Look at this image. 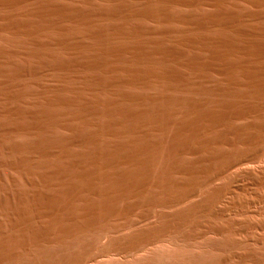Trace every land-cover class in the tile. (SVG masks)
Instances as JSON below:
<instances>
[{"label": "rangeland", "instance_id": "1", "mask_svg": "<svg viewBox=\"0 0 264 264\" xmlns=\"http://www.w3.org/2000/svg\"><path fill=\"white\" fill-rule=\"evenodd\" d=\"M66 1L67 0H65V2ZM89 1L90 0H87V1L86 0H68V2H66V4H69V3H72L73 2V3H76V4H81L82 5V4L86 3V2L89 3ZM132 1L131 0H127L128 5L131 4ZM229 1H231V2H228V5L231 8H234L236 6V7H240L241 9L243 8V10L245 12H248V10H249V12H248V13H250L249 18L251 19L250 20L248 18L247 20H243V21H240V22H235V23L233 22V23H231V24H233L232 25L233 27H235L236 25H237V27L239 26V28H243L244 27V28H248V29H253L254 27H255L254 29H258V28L260 29V28H263L264 27V21H261V20H264V18H260V17L254 16V14H257L258 15V13L264 12V10H263L264 7L261 6V5L264 6V3H263L264 1L263 0H255L256 2L254 0H249V1L248 0H242V2H241V0H234V1L233 0H229ZM239 1H240V3H239ZM250 1L252 3H250ZM253 2H255V3H253ZM133 3H134V1H133ZM243 3H245V4H243ZM132 4L130 6H132ZM237 4H238V6H237ZM240 4H242V5H240ZM257 4H259V6H257ZM112 5L114 7H116L117 9L114 8ZM119 5L121 6V4H119L115 0L113 3H111V5H110L111 7L109 6L110 11L112 13L116 12L118 10V8L120 7ZM245 5L247 6L246 8L244 7ZM248 5H249V7H248ZM180 6H182V5H180ZM185 6L186 5H183L181 8L178 6L179 8H176L175 11L177 10L176 12H179L181 15L182 14L184 15L185 12H187V11L189 13L193 11V10L186 9L189 6H186V7ZM209 6L212 8V10H214V8H215L214 7V4H213V6L212 5H204V6H200L199 7L197 13L198 12L199 13H206V14L213 13V11L210 10V9H209V13H208V8H210ZM250 6H253V8L251 7V9H250ZM202 7H203V9L204 8L205 9L203 10ZM112 8L115 9V10L113 11ZM189 8H191V7H189ZM206 8H207V10H206ZM255 8L256 9H259V11L258 10H255ZM128 9H129V7H128ZM252 10H254V12ZM214 12H215V10H214ZM194 21H196V20H194ZM249 21H251V22L249 23ZM108 22H109V24H108ZM108 22L107 23H106V21H103L101 23L98 22L99 23V27H101L100 29H102V28L105 29L106 28L105 26H109V25H111V27L117 25V23H116V21L114 19L113 20H110ZM113 22H115V23H113ZM133 23H135V22L133 21ZM245 23H246V25H244ZM104 24H105V26H104ZM183 24L180 23V25H179L178 28L181 29V30L184 29V28H186V27H188V26L190 28H192L190 25L187 24V22L184 25ZM247 24H250L249 27H248ZM252 24H254V25H252ZM260 24H262V26ZM181 25H183V27ZM256 25L258 27H256ZM88 26H93V24L92 25L90 24ZM88 26L86 27V29L88 28L86 31H88L90 29L93 30V28H91V27L89 28ZM189 27L186 28V29L187 30H190ZM254 40H256V39L254 38ZM263 40H264L263 38L262 39L261 38H258V42H260V44L258 42L253 41V43L255 42V44L256 43L258 44V45L256 44V48H254V49H250L248 46H245L244 45V48L245 49L242 48L241 51L243 50L244 53H246L248 51L246 53V57L244 56L245 54L243 52L239 51L240 54H239V52H236L232 56H229L231 58H228L227 60L224 59L225 61L223 60V62H222L224 65L222 63L221 64L220 63H214V65L210 66V69L207 72L204 73V74H207L205 76L203 75V72H197V71H195V73H193V75L195 77L192 75L193 76L192 78L193 79L196 78L194 80L196 82V85L199 86V88L201 90H203V91L204 90L212 91V93L211 92L209 93L210 95L208 94L209 95L208 97L211 96L212 98L210 97V100H209V98L208 99L206 98L207 96H204L203 99H202V97H199V99L198 98H195V101L194 102H196V99H198V100L195 103L194 107H191V109H190V107L188 109L186 108L187 111L190 110V112L191 111L192 112L188 114V112H186V110L184 109L185 110L184 113L185 114L187 113L186 114L187 117H186V115L183 112L182 113H179L177 117L176 116L173 117L174 115H172V114H175V113L172 111V109L169 110L170 113H172L171 114L172 116L169 117L170 116L169 111L164 113V110L165 109L159 107V105L156 106V104H158V103L155 104V101L153 99H152V102L150 101V103H149V101H147L148 102L147 103L146 100H145V103H144V100H142L143 98L140 99V97L139 98L137 97L139 100L136 98V100L139 101L138 104H137V102H135L136 100L133 99V98H131V101H130V99L129 100L126 99V101L124 99V102L126 104L123 103V101L120 102L122 99L119 100V98H117L118 95L121 98V96H122L121 93L122 92H123V94L126 93L125 91H128V92L131 93V90L129 91L127 89H124V88H122V86H118L117 87V85L114 84V86L112 85L107 90H104V88H103V90H104L103 91L102 88H101L102 87L101 86V81L102 80L99 79V78H102V74H101L102 71L98 67H95L94 70L93 69H90L88 71L87 76L89 75L88 77H91V78H88L87 77V81L88 82L90 81V82L88 83L86 81V85L84 83H80V81H77L76 82L74 80L75 83L72 82V84L74 83L73 84V87L74 88H73V90H71L72 91V92H70L71 94L70 93H63V94L56 93L55 94L56 91H54V92L52 91L51 94L44 95L41 98H38V99H35V100H34V98H31L32 100L29 99V101L31 103L30 102H27L25 104H24V102L18 104L19 102L17 100L14 101V99L11 98V97H10V99H8V95L6 97L4 95H2L3 98L2 97L0 98V106H1L0 107V111H1L0 112V147H1V149H0L1 150V152H0V160L1 161L0 162H1V165H2L3 164L2 162H4L5 160H7V161L9 160V162L12 161L13 165L8 166V163L5 161L4 164H6V165L5 166L2 165V168L0 167V264H69V263L70 264H74L78 260H80L81 258H83V256L85 255V252L87 253V251H89L88 248H91L92 244H94L96 242H99V246L101 247V245L102 244L105 245L106 242L109 244L110 238L113 239V240L117 239V241H118L121 237L130 236V235H132V233H135L136 234L138 231H140V232L141 231H144L146 228L151 229V228H153V226H156V225L157 226L158 225H163L162 223H165V222H166V224L169 223V225H170L171 223H174L175 222V219L174 218H176V223L175 224L177 225L178 224L177 221H179L178 216H181V215H184V214H187V213H191L192 211H194L193 210V209H195V208H193L194 205L196 207V204H194V203L201 202V205L202 204L205 205L206 204L205 202H207V199L209 200L210 197H213L215 195V193L217 192L215 190H219L218 191V193H219V192L222 191V189L224 190L225 187H229V186H231V188L229 187L230 190L224 191L223 192L224 193V196L221 193V200L218 203V207H219L218 210L219 211L221 210L220 212H224V213H220L217 210H214V212H213L214 214L211 212L212 216H210V212L203 213V214H206V215H203L201 213L200 214L201 216H200L198 214L199 213L198 212L195 215L198 214L199 217L198 216L195 217L193 222H190L188 224H181V225L177 226L176 228H174L173 231H172L173 234L171 235V238L172 239L170 237H168V240L169 241H167V243H160V244L159 243H157V244L152 243V244L147 245L148 246V247H146L147 249L145 248V249H143L144 251L141 250V251H139L137 253L134 252L133 250H131V248L128 249L127 247L126 248H121V249L119 248V251L114 250V251H111V252L106 253V254L102 253V251H100V249L93 248L90 251H92L93 254L96 255V256L93 259V261H91L92 263H90V264H143V263H146V262H149L150 260H152V258H154V256L156 257L155 259H158V260H155L156 262L154 260H152V263H150L151 262L150 261L149 263H146V264H156V263L157 264H196V263L197 264H264V258H263L264 257V180H263V182H258L257 181V178L258 177H261L262 174H263V172H264V170H263V168H264V153H263V155H262V153L261 154H258V153H256L255 149H253L254 147L253 146H250L252 143L254 144L253 136L255 135V132H256L255 129H256L257 125L264 120V110H261V111L259 110V111H255V112H248V113L243 114V115L231 116L230 118H228V115L226 117V115L224 114V112L227 113L229 107H232V105L228 106L230 103H233V102H231L233 100H230V98H231L230 94L231 93L237 94V92H238V96L240 97V98L238 97L235 100V105H236L235 107L236 108H238L239 110H243V111L247 110V108L249 106H250V108H248L249 110L253 108L254 105H252V104H253L254 99L253 98H250V96L248 98L247 95H249V93H248L249 88L252 87V86L255 87L256 85H258L260 83L261 79H262L261 75H259L258 72L261 71L260 74L264 72V67L261 66V65H264L263 64L264 63V52H263V50H264V41ZM96 48H97V46H96ZM257 49H259L263 55H260L261 53ZM250 52H253V53H251L249 55ZM236 54H237V56H236ZM258 54H259V57L257 56ZM241 55H242V57H241ZM247 56H248V58H247ZM237 57H241V58H237ZM253 58H255L257 60V62ZM259 58L260 59L263 58L262 59L263 61H261ZM233 59L235 60V62H237L239 60L238 62H241V65H243L242 66L241 73H239L240 75L237 74V73H235V72H233L234 70L229 69V68H227L225 66L227 63H232L233 64V62H234ZM241 60H243V61H241ZM251 60L252 61H255V62H252ZM259 61H261V62H259ZM246 63H247V65H246ZM248 63H251L252 65H250V67H249ZM259 63H260V68H259ZM251 66L252 67L254 66L253 67L254 69ZM255 69H257V70L255 71ZM91 70H92V72H91ZM183 71L186 72V73L188 72L187 69H185ZM93 72H95L94 74L96 76L93 75ZM225 72H226V75H225ZM90 73H92L91 74L92 76H90ZM200 73H202V74H200ZM197 74H199V76ZM241 74L243 76H241ZM248 74L250 75V77L248 76ZM202 75H203V78H201ZM233 75H235V76H233ZM245 76H247L249 79L247 77H245ZM253 76L256 79L253 78ZM257 76L261 77V79L260 78H259L260 80L257 79ZM93 77H94L95 80L93 79ZM227 77H229L230 79L229 78L227 79ZM97 79H99V80H97ZM198 79L201 82H198ZM202 79H203V81H205V79H206V81L203 82ZM209 79H210V81H209ZM58 80H59L60 83L58 82ZM96 80H97V82L100 81V80L101 81L98 82V83H96ZM221 80H222V82H226L225 83V86L226 87L228 86L227 88L225 87L226 89L224 88V83H222ZM229 80L230 81H233V82L231 84L230 83L228 84L227 82H229ZM93 81H95V82H93ZM258 81H259V83H258ZM45 82H46V85H49L50 87L52 86L53 88H56V90H57V87H61L62 85L65 84V81H63L62 78H60V77H58L57 79L56 78H51V79L48 78V80L46 79ZM217 82H219V83H217ZM198 83H199V85H198ZM202 83H203V86H206L205 88L201 86ZM77 84L78 85L80 84V85L77 86ZM214 84H216V85L218 84V86H216ZM239 84H240V87H242V88H240V89H242L241 92L239 91L240 90L239 89ZM242 84H244V85H242ZM215 86H216V88L219 87V89L217 88V90H216ZM116 87H117V90H116ZM75 89L78 90L79 92H77ZM228 89L229 90H233L234 89V91H228ZM245 89H247V90H245ZM223 90H226L225 92L228 93V95L226 94L227 96L225 95V92H223ZM74 91H76V92H74ZM203 91H201V92L204 93ZM104 92L107 93V94H105ZM79 93H80V95H78ZM151 94H152V96L154 98V95L153 94H155V93L152 92ZM222 94L224 96H226V97H224ZM77 95H78V98L75 97ZM124 95H127V94H124ZM215 95H217V96H215ZM100 96L102 98H103V96H104V98L106 97L105 98L106 100L104 98L102 100V98ZM115 96H117L116 97L117 102H113V101H116ZM148 96L146 95V97H148ZM52 97H53V99H52ZM2 99H4V100H2ZM58 99H61L60 101H62V100L63 101L62 102L59 101V103H58ZM201 99L204 100V101H202ZM212 99L214 101H212ZM251 99H253V100L252 101H249ZM104 100L107 101V102L109 101V104L110 105L109 104L106 105V103H105ZM199 100L202 101V102L200 101L201 104H199ZM131 102H133V103H131ZM140 102H143V103H140ZM245 102H246V104H245ZM236 103L237 104H241V105H239V107H238V105ZM4 104H6V105H4ZM100 104H103V105H101V109L98 110L100 108V106H99ZM104 104L107 106V107L105 106V108H107L109 110H112V115H110L111 117L109 116L110 119H108V117L103 113ZM144 104H147V105H145L146 107L144 106ZM196 104H197V106H196ZM205 104H206V108L207 109L205 107H202V106H205ZM120 105H121V107H120ZM131 105H134L133 108H132ZM137 105H138V107H139V105H141V107L138 108ZM199 105H200V107H199ZM109 106H111V107H109ZM246 106H248V107L246 108ZM21 107H22V110H21ZM157 107H159V108H157ZM153 108L160 109V111L159 110H156V112H154L155 109H153ZM193 108H195V109H193ZM236 108H235V110H236ZM136 109H138V110H136ZM198 109H199L198 112L201 111V114L198 113L199 115L197 116V112L196 111ZM205 109H206L207 112L206 111H202V110H205ZM115 110H116V112H119V113L124 112V114H125V112L128 114V111H129L130 112V114L128 116L129 119H128V117H126L127 116V114H126L125 115V118H126L125 121L119 123L120 122V119H118L119 121H116V119H114L115 117H113V116H115V112L113 114V111H115ZM147 110L148 111L151 110L149 112L152 115ZM184 110H182V111H184ZM225 110H227V111H225ZM165 111H167V110H165ZM217 111L218 112H221L222 115H221V113L219 114ZM2 112L4 114H6V115L2 114ZM40 112H42V113H40ZM193 112H195V114ZM215 112H217V113L214 114ZM166 113H167V115H166ZM66 114H67V116H66ZM91 114H93V115H91ZM131 114H133V115H131ZM191 114H192V116H191ZM223 114H224L225 117L223 116ZM247 114H248V117H247ZM57 115H60V118L59 119L57 118ZM130 115H131V117H130ZM161 115H163V116L161 117ZM165 115L167 117V120L164 117ZM180 115L183 118L184 117H186V118L183 119ZM209 115H211V116H209ZM219 115L223 116V117L220 116V118L222 120H220L218 118ZM133 116H134V119L135 118L136 119L135 120H130V118L133 119L132 118ZM150 116H152V117H150ZM155 116H157L156 117L157 120H156V118H154ZM190 116L193 117V118H191ZM259 116H260L261 119L259 118ZM208 117H210L209 118L210 120L208 119ZM35 118H36V120H35ZM150 118H152V119H150ZM162 118H163V121H162ZM176 118L177 119L179 118V119L177 121H175ZM225 118H228L229 120L228 119L225 120ZM31 119H32V121H31ZM181 119H183L182 121H185L186 122V125H185V122H182L181 121ZM256 119L257 120L259 119L258 120L259 122ZM38 120H39V122H38ZM58 120L60 121V126H61L60 132L61 133L59 131H57V130H54L55 128L57 129L58 127H60V126H58L59 125ZM137 120L141 123V125H140V123L137 122ZM159 120L162 121V125L165 123L163 125L164 128L163 127H160L162 125L159 126V123H158ZM170 120L171 121L174 120V121L171 122ZM62 121L64 123H62ZM142 121H144L145 123H142ZM151 121L154 124L157 121L156 122L157 125L156 124L155 125L153 124L154 125V127H153ZM164 121H166V122H164ZM178 121H180L179 122L180 124H184L183 125V128H181L182 125H180L178 123ZM210 121H211V123H210ZM96 122H99V123H96ZM114 122H115V124H114ZM135 122H136V124H138L139 127L135 124ZM146 122H147V124H146ZM169 122L175 124L176 127H174L173 124H169ZM190 123H193L195 129H193V125L190 124ZM254 123H255V125H254ZM88 124H89V126H88ZM105 124H107L108 126H106ZM187 124H189L188 127H187ZM205 124H207V125H205ZM102 125H103V127H106V130H105V128L103 129ZM223 125H224V127H223ZM31 126H33V127H31ZM44 126H46V127H44ZM50 126H51V128H50ZM79 126H80L81 129L79 128ZM148 126H149L150 131H149V129H147ZM230 126H232L231 127L232 129L230 128ZM250 126H252V127H250ZM118 127H119V129H118ZM158 127H159V129H158ZM173 127L174 128H177V130H175ZM203 127H205L207 129V132L206 133H205L206 129L203 128ZM219 127H221V130H220ZM20 128H22V129L25 128L24 130H27L26 132L29 134V136L31 135L30 136L31 138H29V136H27L28 134H26V133L25 134L24 133L22 134L20 132L18 133L17 131ZM49 128H50V130H48ZM86 128H88V129H86ZM100 128L103 129V131H104V134H102V135H100V133H99L100 132V130H99ZM185 128H187V129H185ZM188 128H189V130H188ZM201 128H202L203 131L201 130ZM248 128H249V131L250 132L248 131ZM12 129H13V131H10ZM42 129H44V130H42ZM64 129H66V130H64ZM137 129H139V130L137 131ZM155 129H158V130H155ZM171 129H172V132H174V130H175L176 132L179 133V134H177L178 137L175 136L176 135V132H174L175 135H172L173 133H171ZM179 129L180 130H185L184 132L183 131L181 132V136H179L180 135V132H179L180 130ZM227 129H228V131H227ZM153 130H155V131H153ZM253 130H255V132ZM36 131H37V133L39 135L36 133ZM51 131H52V133L54 132V134H56V135L58 133L57 137H59L60 139H62L61 140L62 141L61 143H59V144H50V143H48L49 145L47 144V141H46L45 138H47V137L51 138L50 136L47 135ZM89 131L92 132L93 134L91 133L92 134L91 135ZM125 131H127V132H125ZM140 132H142V134ZM147 132L148 133L151 132V133L148 134ZM162 132H164V133H162ZM167 132H168V134H166ZM202 132L205 133V134H203V135H205L203 138L208 139V140H205V139L203 140V138L200 137L201 136L200 134H202ZM235 132H236V134H235ZM124 133L126 135H123ZM160 133L163 134L164 138H161ZM252 133H254V135ZM45 134L47 136H43ZM86 134H88V136H86ZM96 134L97 135H100L101 137L100 136H97ZM164 134H166V135H164ZM129 135H131L133 137H130ZM241 135H242V138H241ZM38 136H39V138H38ZM42 136L44 138H42ZM103 136H105V137L103 138ZM126 136L128 138H130L129 140H131L130 141L131 142V145L129 144L130 142L127 141L128 139L126 138ZM196 136L197 137H200L198 139H200L201 142L199 140H197V138H195ZM79 137H81V138H79ZM107 137H108V139H107ZM116 137H118V138L116 139ZM166 137L168 139H165ZM238 137H239V139H238ZM250 137H251V139L249 140ZM49 138H47V140ZM88 138H90L92 142L91 141H88ZM102 138L104 139V141H102L103 140ZM174 138H176L177 140L174 139ZM178 138H180V139H178ZM194 138H195V140L197 142L193 141ZM214 138H216V139L219 138L218 139L219 142H217L218 144L215 143V141H217L216 139H215V141L214 140H211V139H214ZM246 138H247V140H246ZM6 139L7 140H10L11 139L9 142H12V139H13V142L12 143L18 142V143H16V145L18 147L20 146V148H22L23 146L26 147V148L28 146H30L31 150L28 147L29 152L27 151L28 153H26V156L28 157V159L26 160L27 162L24 161L25 163L22 165L23 168L25 167L24 169H22L21 167L17 166L18 165V161H23V159H22L23 154L21 156V152H20V153H18V155L17 154L16 155H13V154H10L11 152H8L6 148H3V145H5L7 147L10 144ZM27 139L29 140V142H28ZM53 139H54V142L53 143H55L56 137H53ZM100 139H101V141H100ZM125 139H127V140H125ZM159 139H163V140H159ZM108 140H110V141H108ZM132 140H133V142H132ZM156 140H158L157 142H159V144L160 143H163L164 144V145H161L163 147L162 150L160 148L161 146L159 144H157ZM190 140H191V142L193 144L190 143ZM3 141H4V143H3ZM34 141H36V143ZM37 141H39V142H37ZM71 141H72V143L70 144ZM135 141L136 142L138 141L139 143L138 142L136 143ZM153 141H154V144L152 143ZM198 141H199V143H198ZM206 141H207V143H206ZM212 141H213V143H212ZM31 142L34 143V144L32 145ZM67 142H69V144ZM79 142H81V143H79ZM124 142H127L128 144L127 143L124 144ZM140 142L142 144H140ZM148 142L153 145L152 146L150 144L152 146V148L149 147V145H148L149 143ZM164 142H166V143H164ZM176 142H177V144H176ZM187 142L189 143V145H188ZM19 143H20V145H19ZM26 143H27V145H26ZM38 143H40V144L38 145ZM84 143H86V144H84ZM181 143H183V144H181ZM210 143H211V146H210ZM231 143H232V146H231ZM64 144H65V146H64ZM126 144L130 148H132L131 146L134 144L133 145V148L130 150L131 152L134 149L136 151L137 150L138 151L136 152L134 150V153L133 152L131 153L129 151L130 152L129 153L128 152V149H130V148H128L126 146ZM178 144H179V146H177ZM34 145L35 146L37 145V147H35ZM51 145H52V147H51ZM58 145L60 147H58ZM90 145L93 146V147H90ZM141 145L142 146L145 145V146L142 147ZM182 145H184L185 147L182 148L181 147ZM190 145H193L194 147L193 146H190ZM213 145H214V147H213ZM31 146L33 147V149L36 148L37 150L35 149L34 150L35 152H33ZM54 146H55L54 150L51 149ZM124 146H126V147H124ZM137 146L140 149H136ZM154 146H155V150L153 149ZM199 146H200V149H201L202 146H203L202 148H204V149H201L200 150L198 148ZM205 146H206V148H205ZM62 147H64V148H62ZM85 147H86V149H85ZM141 147L144 148L145 154H144L143 149H141ZM148 147L150 149H153V151L155 153H152V155H151V152L152 151L149 150V149L147 150ZM156 147L158 148L159 151L156 149ZM173 147H175V148H173ZM179 147H181L182 152L180 151L181 149ZM231 147H232V149H231ZM250 147H252L251 148V149H253L252 151L250 150ZM124 148H128V149H124ZM176 148L178 150V153H176V158L177 159L174 157V154H173V153H175L177 151ZM242 148H243V150L245 152L242 150ZM4 149L6 151H3ZM110 149H112V150H110ZM173 149L175 150V152H174ZM230 149H231L232 152L230 151ZM18 150H20V149H18ZM40 150H42L45 154L43 152H41ZM156 150L158 151L157 153H156ZM205 150H206V152H205ZM241 150L243 152H240V154L241 153L242 154L243 153L246 154V152H247L246 155L249 156V160L246 163V165L244 164L241 167V168L244 167L242 169V171H241V169L233 170V171H231L232 172L231 175H230L231 172L230 173L228 172L225 175L219 176L218 177L219 180H217V178H216L217 182H216V180H214L215 181V184L214 185H212L214 183V181H213L210 184H208L206 186V188L205 187H202V184L201 183H203V182L200 180V178L202 179L204 177L203 174L205 172L208 173V172H210V171L213 170V167H212L213 165L212 164L214 162H215L214 163L215 165H219L218 163H220L223 160V157L224 156L230 155V153L231 154H234L236 151H241ZM31 151H32V153H30ZM115 151H117V152H115ZM147 151L148 152L151 151V152L146 154ZM187 151H188V153H187ZM198 151H199V153H198ZM225 151H226V153H225ZM229 151H230V153H229ZM233 151H234V153H233ZM85 152H88L90 154L85 153ZM115 153H117V155L120 156V159L121 160L124 159L125 162H122ZM122 153H124L123 154L124 156L125 155H128V154L129 155L131 154L130 155L131 157L129 155L127 156L129 158V160L126 159L127 158L126 156H125L126 158L125 157L122 158V156H123ZM136 153H137V155H136ZM165 153H168V154H165ZM223 153L226 154V155H224ZM237 153L239 154V152H237ZM29 154H31V155H29ZM107 154H109V155H107ZM138 154H139V156H138ZM172 154H173V158H170L172 156H170V157L168 156L170 160L169 161L166 160L167 161V163H166V161H164V159H168V157H166V156L167 155H172ZM178 154H179V156H177ZM209 154H210V156H209ZM221 154H223L224 156L221 157L222 156ZM34 155H36V157ZM87 155H88V157H87ZM15 156H16V159H14ZM18 157H20L21 160ZM107 157L109 158V160H108ZM150 157H151V159H152L153 162H151V159H149ZM164 157H166V158H164ZM216 157L218 158V160L220 158V160L217 161L218 163H216V161H215V160H217ZM30 158H32V160ZM75 158H76L77 161L75 160ZM213 158H215V159H213ZM113 159H114V161H116V160L117 161L114 162ZM49 160H50V162H49ZM104 160H106V161H104ZM110 160L113 161V162H111ZM126 160H128L129 162L126 161ZM161 160H163V161H161ZM173 160H176V161H173ZM45 161H47V162H45ZM120 161L122 163H124V164H122ZM178 161H180L179 164H178ZM209 161H212V162H209ZM33 162H35L36 164L35 163L33 164ZM203 162H205V163H203ZM27 163L28 164H31V165H28ZM79 163H81V164H79ZM100 163H102V164H100ZM113 163H114V166H113ZM170 163H174V165L176 167L173 164H170ZM164 164L166 165L165 168H164ZM167 164H168V166H167ZM210 165H212V166H210ZM6 166H8V167L6 168ZM116 166H118V167H116ZM156 166H157V169L158 170L156 169ZM160 166L163 167V168L160 169ZM208 166H210V167H208ZM166 167H168V170L169 169H172L173 171L172 170H169V171L168 170H165ZM255 167L256 168H259V169H256ZM30 168H31V170H29ZM175 168H176V171H174ZM209 168H210V170L208 171L207 169H209ZM159 169L162 171L161 172L162 174L161 175L160 174L159 175H156V174L160 173V170ZM78 170H79V172H78ZM99 170H100V172H99ZM156 171L157 172L159 171V172L155 174ZM234 171H236V172L234 173ZM251 171H253V172H251ZM170 172H172V173H170ZM236 173H237V175H236ZM260 173H261V176H260ZM92 174H93V176H92ZM121 174H123V175H121ZM196 174H197L198 177H196ZM200 174L203 175V176H201ZM206 174H205V177H207ZM234 174H235V176H234ZM258 174H259V176H258ZM86 175H87V177H86ZM152 176H153V179L151 178ZM161 176H162V178H158V177H161ZM193 177L195 179H193ZM13 178H14V180H13ZM75 178H77V179H75ZM84 178H86V179H84ZM91 178H93V180ZM148 178L150 180L151 179L152 180L149 181ZM157 178H158V180H156ZM164 178H165V180H163ZM196 179L199 180L198 181V184L201 182L200 183L201 185L199 186L201 188L196 187V185L198 186V184L196 183L197 182ZM154 180H156V182ZM162 180H163V183L161 182ZM166 180H167V182L169 180V182L167 183ZM173 180L175 181V183H174ZM81 181L84 182V183H82ZM107 182H108V184H107ZM129 182H131V183H129ZM142 182H144V183H142ZM146 182H148L150 185L148 183H146ZM158 182H160L162 185L160 183H158ZM188 182L189 183L191 182L190 185H188L189 184ZM192 182L194 184H192ZM73 183L75 185H73ZM101 183H103V184H101ZM153 183H154V185H153ZM173 183H174V185H173ZM158 184H160V187L162 186L161 187L162 189L158 187L159 186ZM163 184H165V185H163ZM233 184L235 185L236 188H234V185ZM83 185H85V187ZM146 185H149V187L146 186ZM172 185H173V188H171ZM209 185H212V186H209ZM120 186H122L123 188L120 187ZM141 186H142V188H141ZM164 186H166V187H164ZM175 186L178 187L177 188L178 190L176 189ZM190 186L193 187V188H190ZM208 186H209V188L207 189ZM223 186H224V188L219 189L220 187H223ZM106 187H108V188H106ZM194 187L196 189L198 188L197 193L194 195V197L192 195V196H188L186 198V196H185L186 193H189L190 191H192V189L194 190ZM211 187L212 188L214 187L215 190L214 189H211ZM188 188H189V190H188ZM203 188H205V189H203ZM108 189H109V191H108ZM171 189L173 191L172 193H171ZM182 189H183V191L186 190L185 191V195L183 194ZM128 190L130 192L131 191L132 192L130 193ZM148 190H150V191H148ZM211 190L212 191L214 190L215 192L213 191L214 192L213 193ZM80 191H81V193H80ZM137 191L139 193H136ZM153 191L154 192L156 191V192L153 193ZM159 191H161L162 194ZM210 191L212 192V194L209 193ZM144 192L147 195L148 194L149 195L147 196L146 194H144ZM203 192L206 193V195ZM167 193L169 195H166ZM170 193L172 194L171 196H170ZM198 193H199L200 197H198ZM73 194H75V195H73ZM96 194L97 195L99 194V195L97 196ZM175 194H177V197L174 196ZM124 195H126L128 197H126ZM181 195L182 196L184 195L183 196V197H185L184 199H188L189 202H187V201L186 202L185 201L181 202L182 200H179L180 198L183 199ZM207 195L209 196V198L206 197ZM145 196L148 198L149 201H146L147 198ZM160 196H161V199L162 200L164 199L165 201L174 200L175 199L174 201H175L176 204L175 203H173V204H167V203H165L164 206H160V205H157L159 207H156V205L154 206V203H156V201L159 203L160 200H158V198L160 199ZM144 197H145L146 200L145 199L143 200ZM150 197L152 198V200H151ZM202 197H204L206 200L205 199H204V201L201 200V199H203ZM176 198H177V200H176ZM153 199H155L156 201H154ZM78 201H79V203H78ZM108 201H110V202H108ZM140 201H141V203H140ZM108 203H110V205ZM187 203H188V205H187ZM192 203L194 205L189 210V208H190L189 206H192V205H190ZM152 205H153V207L151 209L150 206H152ZM169 205L172 206V207H170ZM115 206H117V207H115ZM154 207H155V209H154ZM118 209H119V211H118ZM120 209H121V211H120ZM123 210H125V211H123ZM130 211H131V213H130ZM158 211H160V212H158ZM189 211H191V212H189ZM122 213H124V214H122ZM161 213H163V214H161ZM111 214H112V216H111L112 218L110 217V220L107 219V218H109L108 215L110 216ZM169 214H170V216H169ZM122 216H124V217H122ZM99 217H102L103 218V221H100V219L98 220ZM202 217H203V219H202ZM161 218H163V219L161 220ZM171 219H174V221L171 220ZM115 220H117V221H115ZM201 220H203V222ZM105 221H107V222H105ZM162 221H164V222H162ZM96 222L98 223V225H97ZM100 222L101 223H104V224H100ZM108 222L110 224H107ZM230 223H232V224H230ZM175 224H173L172 226H175ZM227 224H228L229 227L227 226ZM93 225H94V227H93ZM104 225H107L108 227H106ZM246 225H248V226H246ZM87 226H89V227H87ZM180 226H181V228H180ZM198 226H200V228ZM97 227H99V228H97ZM100 227H101V229H100ZM81 228H83V229H81ZM102 228H104L105 230L107 228H111V229H109V230L107 229V231H108L107 232V231L103 230ZM187 228H188V230H187ZM226 229H227V231H226ZM103 231H105L104 234H103V236L105 235V238L106 239L104 237L102 238V236H100V235H102ZM109 231H111V232H109ZM207 231L208 232L210 231V232L208 233ZM106 232H107V234H106ZM193 232H194V234H193ZM95 233L96 234L99 233V234L96 235ZM219 233H222V234H219ZM100 243H102V244L100 245ZM213 243H217V245L216 244H213ZM108 244H106V246ZM106 246H104V247H106ZM200 248H201V250H198ZM125 249H127L129 251L131 250L132 252L131 251L130 252H127V250L125 251ZM183 254H184V256H183ZM253 254L255 255V257H254ZM81 255H82V257H81ZM187 256H188V259H187ZM73 257L75 258V260L73 259ZM142 257H145V258H142ZM146 258H148L149 261L148 260H145ZM153 261L155 263H153Z\"/></svg>", "mask_w": 264, "mask_h": 264}, {"label": "bare ground", "instance_id": "2", "mask_svg": "<svg viewBox=\"0 0 264 264\" xmlns=\"http://www.w3.org/2000/svg\"><path fill=\"white\" fill-rule=\"evenodd\" d=\"M87 1V0H86ZM91 1V2H90ZM89 3L86 2L84 4H76V3H69V4H66V2H68V0L65 2V0H0V98L2 97V95H4L5 97L8 95V99L13 98L14 101L17 100L20 104L22 102L27 103V102H30L29 99L31 98H34L35 99H38V98H41L42 96L44 95H48V94H51V92L53 91H56V93L58 94H63V93H70L72 92L71 90H73V84L75 83V81H80V83H84L86 85V81H87V73L90 69H95V67H98L102 72V78H99L101 79V88L103 90H107L108 88H110L112 85L114 86V84L118 86H122V88L124 89H127V90H131V93L128 92V91H125L126 93L124 94H127V95H124L123 92L121 93L122 96L121 98L117 96H115V99L116 97L119 98V100H121L120 102L123 101L124 102V99L126 101V99H130L131 101V98L135 99L138 97L143 98L142 100H144V103H145V100L146 102L150 101L152 102V99L155 101V104L156 106L159 105V107L167 110L165 111L164 110V113L165 112H168L169 110L172 109V111L175 113V114H172L170 113L169 111V114L171 117L172 115H174L173 117H177L179 113H184L186 108L188 109L190 107H194L195 103L197 102V100L199 99V97H202V99L204 98V96H207L206 98L210 100V97H208L210 94V92L212 93V91H207V90H201L199 88V86L196 85V82L194 81L195 79H193L192 77L194 76L193 73H195V71L197 72H203V75H207V74H204L205 72H207L209 69H210V66L214 65V63H222L224 59H228V58H231L229 56H232L234 53L236 52H239L241 51L242 48H244V45L245 46H248L250 49H254L256 48V44L255 42H258V38H263L264 39V27L263 28H258V29H248V28H244L242 25L243 28H239V26L237 27V25L235 27H233L231 23H235V22H240V21H243V20H247L250 16V13L249 10L248 12H245L243 10V8L241 9L240 7H234V8H231L229 5H228V2H231L229 0H133L132 6H130L131 4L128 5V2L127 0H116V2H118L119 4H121V6L118 8V10L114 13H112L109 9V6L111 5V3H113L115 0H90ZM234 1V0H233ZM249 1V0H248ZM255 1V0H254ZM264 1V0H263ZM71 2V1H70ZM242 2V0H241ZM256 2V1H255ZM253 2V3H255ZM240 3V1H239ZM250 3H252L250 1ZM249 3V4H250ZM264 3V2H263ZM117 4V3H116ZM214 4V10H212V8H208V13H209V9L213 11V13H209V14H206V13H197L198 9L200 6H204V5H212L213 6ZM245 4V3H243ZM180 5H186V6H189L191 8H186V9H189V10H193L192 12H185V14L181 15L179 12H176L175 9L176 8H181L182 6ZM232 5V4H231ZM234 5V4H233ZM242 5V4H240ZM239 5V6H240ZM113 6V5H112ZM179 6V7H178ZM185 6V7H186ZM238 6V4H237ZM257 6H259V4H257ZM262 7H264L263 5H261ZM111 7V6H110ZM114 7V6H113ZM129 7V9H128ZM242 7V6H241ZM245 8L247 7L246 5L244 6ZM249 7V5H248ZM251 7L253 8V6H250V9ZM116 8V7H114ZM244 8V9H245ZM258 8V7H257ZM117 9V8H116ZM203 9V7H202ZM205 9V8H204ZM203 9V10H204ZM262 9V8H261ZM112 10L114 11L115 9L112 8ZM207 10V8H206ZM255 10H258L259 9H256ZM264 10V8H263ZM262 10V11H263ZM181 11V10H180ZM183 11V10H182ZM247 11V10H246ZM254 12V10H252ZM257 11V12H258ZM261 11V10H260ZM256 12V11H255ZM183 13V12H182ZM187 13V14H186ZM254 16H257V17H260V18H264V12H260L257 14H254ZM115 20L117 25L116 26H112L109 25V26H104L106 27L105 29H100L101 27H99V23L103 22V21H106V23L110 20ZM136 21H135V20ZM250 19V18H249ZM196 20V21H194ZM251 20V19H250ZM255 20V19H254ZM130 21V22H129ZM133 21L135 23H133ZM256 21V20H255ZM261 21H264V20H261ZM99 22V23H98ZM188 25H190L192 28H190L189 26V29L190 30H187L186 28L184 29H179V25L180 23H186ZM248 22V21H247ZM251 21H249L250 23ZM96 23V24H95ZM98 23V24H97ZM115 23V22H113ZM190 23V24H189ZM242 23V22H241ZM92 25L93 26H88V25ZM109 24V22H108ZM183 24V25H184ZM231 24V25H230ZM237 24V23H236ZM255 24V23H254ZM252 24V25H254ZM98 25V26H97ZM183 25H181L183 27ZM235 25V24H234ZM246 25V23L244 24ZM248 27L250 24H247ZM258 25V24H257ZM256 25V27H258ZM262 26V24H260ZM91 27L93 28V30H88L86 31V27ZM180 26V27H181ZM181 27V28H182ZM247 27V26H246ZM260 27V26H259ZM100 29V30H99ZM186 29V30H185ZM254 38L256 40H254ZM260 40V39H259ZM253 41H255L253 43ZM264 41V40H263ZM262 41V42H263ZM260 44V42H258ZM258 45V44H257ZM97 46V48H96ZM261 47V46H260ZM259 47V48H260ZM245 49V48H244ZM249 50V49H248ZM259 50V49H257ZM263 50V49H262ZM243 52V50L241 51ZM246 52V51H245ZM248 52V51H247ZM246 52V53H247ZM254 52V51H253ZM253 52H250L249 55ZM259 52L261 53V51L259 50ZM264 52V50H263ZM244 53V52H243ZM246 53H244L245 57H246ZM257 53V52H256ZM259 53V54H260ZM240 54V52H239ZM259 54L257 55L259 57ZM260 55H263L262 53ZM237 56V54H236ZM254 56V55H253ZM252 56V57H253ZM242 57V55H241ZM241 57H237V58H241ZM250 57V56H249ZM263 57V56H262ZM236 58V59H237ZM248 58V56H247ZM246 58V59H247ZM255 59V58H253ZM258 59V58H257ZM260 59V58H259ZM263 59V58H262ZM262 59H260L261 61H263ZM232 60V59H231ZM234 60V59H233ZM256 60V59H255ZM225 61V60H224ZM239 61V60H238ZM233 62L232 63H225L226 67L229 68V69H232L234 70L233 72L239 74L241 73V70H242V66L241 65V62ZM243 61V60H241ZM250 61V60H249ZM252 61V60H251ZM259 61V62H261ZM252 62H255V61H252ZM257 62V60H256ZM243 63V62H242ZM219 64V65H220ZM223 64V63H222ZM264 64V63H263ZM224 65V64H223ZM247 65V63H246ZM245 65V66H246ZM249 67L250 65H252L251 63H248ZM258 65V64H257ZM221 66V65H220ZM264 67V65H261ZM218 67V66H217ZM225 67V68H226ZM248 67V68H249ZM252 67V66H251ZM254 67V66H253ZM252 67V68H253ZM257 68V67H256ZM259 68H260V63H259ZM187 69V73L184 72L183 70ZM212 69V68H211ZM217 69V68H216ZM221 69V68H220ZM245 69V68H244ZM250 69V68H249ZM254 69V68H253ZM228 70V69H227ZM246 70V69H245ZM257 69H255L256 71ZM261 70V69H260ZM219 71V70H218ZM226 71V70H225ZM249 71V70H248ZM263 71V70H262ZM92 72V70H91ZM196 72V73H197ZM213 72V71H212ZM250 72V71H249ZM261 71H259V75H261V77L257 76V79H261L260 83L258 81V85H256L255 87H250L249 88V96L250 98H253L254 101H253V108L252 109H248L250 108V106H246L247 110L243 111V110H239L238 108H236L235 106V100L239 97L238 96V92L237 94H234V93H231L230 96V100H233L231 102L233 103H230L228 106L232 105V107H229L228 108V111L227 113L224 112V114L228 115V118H230L231 116H238V115H243V114H246L248 112H255V111H261V110H264V72L260 74ZM95 72H93V75ZM211 73V72H210ZM243 73V72H242ZM245 73V72H244ZM248 73V72H247ZM251 73V72H250ZM254 73V72H253ZM92 73H90V76ZM202 74V73H200ZM232 74V73H231ZM193 75V76H192ZM199 76V74H197ZM196 75V76H197ZM203 75L201 78H203ZM225 75H226V72H225ZM228 75V74H227ZM240 75V74H239ZM238 75V76H239ZM245 75V74H244ZM247 75V74H246ZM256 75V74H255ZM254 75V76H255ZM96 76V75H95ZM201 76V75H200ZM230 76V75H229ZM235 76V75H233ZM241 76H243L241 74ZM248 76L250 77V75L248 74ZM253 76V78H255ZM62 78L63 81H65V84L62 85L61 87H57V90L56 88H53L52 86L50 87L49 85H46V79L48 80V78ZM195 77V76H194ZM211 77V76H210ZM218 77V76H217ZM226 77V76H225ZM247 77V76H245ZM88 78H91V77H88ZM97 78V77H96ZM205 78V77H204ZM229 77H227L228 79ZM248 78V77H247ZM94 79V77H93ZM92 79V80H93ZM97 79V80H99ZM230 79V78H229ZM249 79V78H248ZM252 79V78H251ZM256 79V78H255ZM259 79V80H260ZM55 80V79H54ZM75 80V81H74ZM95 80V79H94ZM96 80V83L100 82L98 81L97 82ZM56 81V80H55ZM83 81V82H82ZM203 81V79H202ZM206 81V79H205ZM203 81V82H205ZM210 81V79H209ZM213 81V80H212ZM250 81V80H249ZM255 81V80H254ZM59 82V80H58ZM72 82H74L72 84ZM88 82V81H87ZM90 82V81H89ZM88 82V83H89ZM95 82V81H93ZM198 82H201L199 79H198ZM214 82V81H213ZM222 82V80H221ZM220 82V83H221ZM233 81H230L227 82L228 84L232 83ZM60 83V82H59ZM87 83V84H88ZM92 83V82H91ZM90 83V84H91ZM209 83V82H208ZM219 83V82H217ZM224 83V88L226 87L225 86V83L226 82H222ZM221 83V84H222ZM89 84V85H90ZM207 84V83H206ZM213 84V83H212ZM245 84V83H244ZM242 84V85H244ZM57 85V84H56ZM80 85V84H79ZM77 84V86H79ZM93 85V84H92ZM199 85V83H198ZM211 85V84H210ZM216 85V84H214ZM223 85V84H222ZM234 85V84H233ZM238 85V84H237ZM202 87H206V86H203V83L201 84ZM213 86V85H212ZM218 86V84L216 85ZM215 86V88H216ZM236 86V85H235ZM87 87V86H86ZM99 87V86H98ZM117 87H116V90H117ZM228 87V86H227ZM226 87V88H227ZM234 87V86H233ZM83 88V87H82ZM100 88V87H99ZM106 88V89H105ZM121 88V87H120ZM214 88V87H213ZM219 89V87H217ZM216 88V90H217ZM222 88V87H221ZM225 88V89H226ZM231 88V87H230ZM242 88L240 87V84H239V89ZM84 89V88H83ZM95 89V88H94ZM207 89V88H206ZM76 90V89H75ZM82 90V89H81ZM80 90V91H81ZM93 90V89H92ZM103 90V91H104ZM110 90V89H109ZM114 90V89H113ZM122 90V89H121ZM242 89H240L239 91L241 92ZM247 90V89H245ZM77 92H79L78 90H76ZM74 91V92H76ZM91 91V90H90ZM111 91V90H110ZM115 91V90H114ZM144 91V92H143ZM201 91H203L204 93H202ZM226 90H223V92H225ZM228 91H234L233 90H229ZM73 92V93H74ZM118 92V91H117ZM128 92V93H127ZM152 92H154L155 94L154 95V98L152 96ZM215 92V91H214ZM219 92V91H218ZM217 92V93H218ZM105 93V92H104ZM115 93V92H114ZM216 93V94H217ZM71 94V93H70ZM86 94V93H85ZM107 94V93H105ZM150 94V95H149ZM209 94V95H208ZM215 94V93H214ZM224 94V93H223ZM222 94V95H223ZM228 95V93L225 92V95ZM69 95V94H68ZM80 95V93L78 94ZM78 95L75 96L78 98ZM87 95V94H86ZM146 95L148 97H146ZM212 95V94H211ZM221 95V96H222ZM226 95V96H227ZM105 96V95H104ZM103 96V98H104ZM217 96V95H215ZM224 96V95H223ZM224 96V97H226ZM229 96V97H230ZM4 97V98H5ZM85 97V96H84ZM101 97V96H100ZM110 97V96H109ZM219 97V96H218ZM3 98V97H2ZM64 98V97H63ZM102 98V97H101ZM102 98V100H103ZM106 98V97H105ZM104 98V99H105ZM137 98V99H138ZM147 98V99H146ZM195 98H198L196 99V102L195 101ZM212 98V97H211ZM240 98V97H239ZM247 98V99H248ZM53 99V97H52ZM98 99V98H97ZM114 99V100H115ZM201 99V100H202ZM253 99L249 100V101H252ZM4 100V99H2ZM6 100V99H5ZM32 100V99H31ZM61 99H58V103ZM106 100V99H105ZM104 100V101H105ZM139 100V99H138ZM141 100V101H142ZM199 100V104L200 101ZM11 101V100H10ZM63 101V100H62ZM60 101V102H62ZM133 101V100H132ZM204 101V100H202ZM201 101V102H202ZM212 101H214L212 99ZM211 101V102H212ZM239 101V100H238ZM241 101V100H240ZM7 102V101H6ZM34 102V101H33ZM32 102V103H33ZM37 102V101H36ZM56 102V101H55ZM78 102V101H77ZM113 102H117V99L116 101H113ZM119 102V101H118ZM138 102L139 101H135ZM134 102V103H135ZM209 102V101H208ZM8 103V102H7ZM16 103V102H15ZM31 103V102H30ZM57 103V104H58ZM66 103V102H65ZM89 103V102H88ZM100 103V102H99ZM103 103V102H102ZM106 105L109 104V101H105ZM122 103V104H123ZM133 103V102H131ZM130 103V104H131ZM140 103H143V102H140ZM148 103V102H147ZM219 103V102H218ZM227 103V102H226ZM238 103V102H237ZM236 103V104H237ZM9 104V103H8ZM23 104V105H24ZM48 104V103H47ZM70 104V103H69ZM118 104V103H117ZM121 104V103H120ZM126 104V103H125ZM246 104V102H245ZM248 104V103H247ZM6 105V104H4ZM13 105V104H12ZM30 105V104H29ZM36 105V104H35ZM53 105V104H52ZM61 105V104H60ZM59 105V106H60ZM64 105V104H63ZM62 105V106H63ZM101 105L103 104H100V108L98 110L101 109ZM104 104V108H103V113L108 117V119H110V115H112V110H109L107 108H105L106 106ZM110 105V104H109ZM142 105V104H141ZM141 105H139V107H141ZM147 105V104H144V106ZM234 105V106H233ZM238 107L239 105L241 104H237ZM249 105V104H248ZM98 106V107H99ZM130 106V105H129ZM132 108L134 105H131ZM197 106V104H196ZM202 106V105H201ZM209 106V105H208ZM219 106V105H218ZM1 107V106H0ZM20 107V106H19ZM42 107V106H41ZM48 107V106H47ZM75 107V106H74ZM107 107V106H106ZM111 107V106H109ZM121 107V105H120ZM119 107V108H120ZM138 107V105H137ZM138 107V108H139ZM146 107V106H145ZM157 107V108H159ZM200 107V105H199ZM202 107H205L206 108V104L205 106H202ZM201 107V108H202ZM212 107V106H211ZM210 107V108H211ZM241 107V106H240ZM4 108V107H3ZM6 108V107H5ZM30 108V107H29ZM36 108V107H35ZM38 108V107H37ZM61 108V107H60ZM157 108H153L155 109L154 112H156V110H159L160 109H157ZM198 108V107H197ZM215 108V107H214ZM218 108V107H217ZM236 108V110H235ZM242 108V107H241ZM28 109V108H27ZM97 109V108H96ZM123 109V108H122ZM135 109V108H134ZM142 109V108H141ZM148 109V108H147ZM162 109V110H163ZM185 109V110H184ZM195 109V108H193ZM204 109V108H203ZM207 109V108H206ZM205 110H202V111H206ZM219 109V108H218ZM223 109V108H222ZM243 109V108H242ZM5 110V109H4ZM21 110H22V107H21ZM107 110V111H106ZM114 110V109H113ZM120 110V109H119ZM138 110V109H136ZM161 110V111H162ZM175 110V111H174ZM184 110V111H182ZM209 110V109H208ZM35 111V110H34ZM148 111V110H147ZM151 111V110H149ZM148 111V112H149ZM158 111V112H159ZM195 111V110H194ZM199 109L196 111L197 112V116L199 115L198 113L201 114V111L198 112ZM1 112V111H0ZM22 112V111H21ZM20 112V113H21ZM33 112V111H32ZM77 112V111H76ZM99 112V111H98ZM115 112V117L114 119H116V121H119L118 119H120V122H123L125 121V115L127 114L125 112H122V113H119V112H116L113 111V114ZM145 112V111H144ZM186 112L191 113L190 110ZM207 112V111H206ZM211 112V111H210ZM218 112V111H217ZM217 112H215L214 114H216ZM11 113V112H10ZM23 113V112H22ZM42 113V112H40ZM56 113V112H55ZM58 113V112H57ZM80 113V112H79ZM119 113V114H118ZM141 113V112H140ZM150 113V112H149ZM163 113V114H164ZM195 114V112H193ZM219 114L221 112H218ZM2 114H4L2 112ZM1 114V115H2ZM15 114V113H14ZM33 114V113H32ZM35 114V113H34ZM72 114V113H71ZM84 114V113H83ZM130 114V112L128 111V114L126 117H128ZM135 114V113H134ZM146 114V113H145ZM151 114V113H150ZM172 114V115H171ZM185 114V113H184ZM187 114V113H186ZM185 114V115H186ZM204 114V113H203ZM202 114V115H203ZM223 114V116H224ZM260 114V113H259ZM6 115V114H4ZM8 115V114H7ZM25 115V114H24ZM41 115V114H40ZM93 115V114H91ZM133 115V114H131ZM130 115V117H131ZM152 115V114H151ZM167 115V113H166ZM166 115L164 116L167 120V117ZM182 115V114H181ZM180 115V116H181ZM184 115V116H185ZM205 115V114H204ZM222 115V113H221ZM218 116V118L220 120H222L220 118V116ZM19 116V115H18ZM31 116V115H30ZM67 116V114H66ZM95 116V115H94ZM110 116V117H109ZM159 116V115H158ZM163 115H161L162 117ZM189 116V115H188ZM192 116V114H191ZM190 116V117H191ZM211 116V115H209ZM221 116V117H223ZM246 116V115H245ZM3 117V116H2ZM22 117V116H21ZM27 117V116H26ZM91 117V116H90ZM104 117V116H103ZM149 117V116H148ZM152 117V116H150ZM157 116H155L154 118H156ZM163 117V118H164ZM182 117V116H181ZM180 117V118H181ZM187 117V115H186ZM184 117V118H186ZM189 117V118H190ZM225 117V116H224ZM247 117H248V114H247ZM254 117V116H253ZM262 117V116H261ZM23 118V117H22ZM57 118L59 119L60 118V115H57ZM65 118V117H64ZM85 118V117H84ZM133 119L130 118V120H135L134 119V116L132 117ZM160 118V117H159ZM163 118H162V121H163ZM183 118V117H182ZM183 118V119H184ZM193 118V117H191ZM210 117H208L209 119ZM228 118H225L228 119ZM239 118V117H238ZM242 118V117H241ZM260 118V116H259ZM11 119V118H10ZM29 119V118H28ZM46 119V118H45ZM107 119V118H106ZM129 119V117H128ZM149 119V118H148ZM152 119V118H150ZM175 119V118H174ZM179 119V118H178ZM176 118L175 121L178 120ZM181 119V121L183 120ZM246 119V118H245ZM261 119V118H260ZM19 120V119H18ZM36 120V118H35ZM95 120V119H94ZM103 120V119H102ZM101 120V121H102ZM105 120V119H104ZM155 120V119H154ZM157 120V118H156ZM207 120V119H206ZM210 120V119H209ZM214 120V119H213ZM212 120V121H213ZM218 120V119H217ZM216 120V121H217ZM229 120V119H228ZM253 120V119H252ZM257 120V119H256ZM259 120V119H258ZM257 120V121H258ZM11 121V120H10ZM32 121V119H31ZM41 121V120H40ZM55 121V120H54ZM68 121V120H67ZM81 121V120H80ZM84 121V120H83ZM98 121V120H97ZM153 121V120H152ZM151 121V122H152ZM161 123H160V122ZM158 123H159V126L162 125V121L159 120ZM169 121V120H168ZM171 121V120H170ZM174 121V120H172ZM171 121V122H172ZM203 121V120H202ZM219 121V120H218ZM256 121V122H257ZM12 122V121H11ZM37 122V121H36ZM39 122V120H38ZM42 122V121H41ZM72 122V121H71ZM95 122V121H94ZM111 122V121H110ZM138 123H140L138 120H137ZM154 122V121H153ZM152 122V125L154 124ZM157 122V121H156ZM155 122V124H156ZM166 122V121H164ZM180 121H178L179 123ZM182 122H185V121H182ZM181 122V123H182ZM208 122V121H207ZM220 122V121H219ZM259 122V121H258ZM21 123V122H20ZM19 123V124H20ZM43 123V122H42ZM54 123V122H53ZM56 123V122H55ZM58 123L60 126V121L58 120ZM62 123H64L62 121ZM76 123V122H75ZM96 123H99V122H96ZM109 123V122H108ZM117 123V122H116ZM125 123V122H124ZM142 123H145L144 121H142ZM168 123V122H167ZM177 123V122H176ZM206 123V122H205ZM211 123V121H210ZM213 123V122H212ZM4 124V123H3ZM29 124V123H28ZM33 124V123H32ZM31 124V125H32ZM71 124V123H70ZM101 124V123H100ZM115 124V122H114ZM126 124V123H125ZM136 124V122H135ZM147 124V122H146ZM154 124V125H155ZM165 124V123H164ZM163 124V125H164ZM169 124H173V123H170ZM180 124V123H179ZM193 125V123H190ZM195 124V123H194ZM197 124V123H196ZM251 124V123H250ZM15 125V124H14ZM37 125V124H36ZM41 125V124H40ZM48 125V124H47ZM46 125V126H47ZM53 125V124H52ZM106 126H108L107 124H105ZM138 126V124H136ZM141 125V123H140ZM145 125V124H144ZM150 125V124H149ZM153 125V127H154ZM157 125V124H156ZM160 126V127H163ZM174 127H176L175 124H173ZM182 125L181 128H183V125L184 124H180ZM185 125H186V122H185ZM189 124H187V127H188ZM207 125V124H205ZM255 125V123H254ZM18 126V125H17ZM29 126V125H28ZM44 126V127H46ZM63 126V125H62ZM73 126V125H72ZM85 126V125H84ZM89 126V124H88ZM95 126V125H94ZM110 126V125H109ZM146 126V125H145ZM191 126V125H190ZM220 126V125H219ZM233 126V125H232ZM230 126V128L232 127ZM247 126V125H246ZM22 127V126H21ZM33 127V126H31ZM70 127V126H69ZM87 127V126H86ZM103 127V125H102ZM116 127V126H115ZM139 127V126H138ZM142 127V126H141ZM151 127V126H150ZM173 127V128H174ZM178 127V126H177ZM185 127V126H184ZM212 127V126H211ZM218 127V126H217ZM224 127V125H223ZM240 127V126H239ZM238 127V128H239ZM252 127V126H250ZM15 128V127H14ZM51 128V126H50ZM50 128L48 130H50ZM72 128V127H71ZM75 128V127H74ZM73 128V129H74ZM80 128V126H79ZM105 128L106 130V127H103V129ZM109 128V127H108ZM111 128V127H110ZM157 128V127H156ZM164 128V127H163ZM166 128V127H165ZM179 128V127H178ZM180 128V129H181ZM190 128V127H189ZM188 128V130H189ZM205 128V127H203ZM216 128V127H215ZM220 130H221V127H219ZM229 128V127H228ZM6 129V128H5ZM11 129V128H10ZM25 128H20L18 129V133H26L28 134L26 131L27 130H24ZM53 129V128H52ZM51 129V130H52ZM60 129H61V126L58 127L57 129L55 128L54 130H57L60 132ZM77 129V128H76ZM81 129V128H80ZM88 129V128H86ZM93 129V128H92ZM91 129V130H92ZM103 129H99L100 130V135L104 134V131ZM117 129V128H116ZM119 129V127H118ZM136 129V128H135ZM147 129H149V126L147 127ZM153 129V128H152ZM159 129V127H158ZM158 129H155V130H158ZM175 130H177V128H174ZM179 129V130H180ZM187 129V128H185ZM191 129V128H190ZM193 129L194 128V125H193ZM198 129V128H197ZM206 129V128H205ZM204 129V130H205ZM232 129V128H231ZM251 129V128H250ZM9 130V129H8ZM44 130V129H42ZM53 130V131H54ZM66 130V129H64ZM70 130V129H69ZM95 130V129H94ZM124 130V129H123ZM126 130V129H125ZM131 130V129H130ZM139 129H137L138 131ZM153 130V131H155ZM174 130V132H176ZM200 130V129H199ZM202 130V128H201ZM219 130V131H220ZM252 130V129H251ZM256 130V132H255ZM253 130L255 132V135L254 133H252L254 136H253V141H254V144L252 143L250 146H253L256 151V153L258 154H261L263 155L264 153V120L262 122H260L256 129ZM10 131H13L10 130ZM15 131V130H14ZM46 131V130H45ZM44 131V132H45ZM120 131V130H119ZM136 131V130H135ZM150 131V129H149ZM184 132L185 130H180V135L181 136V132ZM196 131V130H195ZM203 131V130H202ZM217 131V130H216ZM228 131V129H227ZM236 131V130H235ZM247 131V130H246ZM248 131H249V128H248ZM9 132V131H8ZM29 132V131H28ZM39 132V131H38ZM41 132V131H40ZM48 132V131H47ZM56 132V131H55ZM65 132V131H64ZM68 132V131H67ZM90 132V131H89ZM96 132V131H95ZM109 132V131H108ZM107 132V133H108ZM127 132V131H125ZM134 132V131H133ZM152 132V131H151ZM150 132V133H151ZM166 132V131H165ZM170 132V131H169ZM174 132H172V129H171V133H173L172 135H175ZM191 132V131H190ZM198 132V131H197ZM207 132V129L205 131V133ZM250 132V131H249ZM30 133V132H29ZM37 133V131H36ZM46 133V132H45ZM61 133V132H60ZM92 132H90L91 134ZM121 133V132H120ZM142 134V132H140ZM144 133V132H143ZM148 133V132H147ZM148 133V134H150ZM157 133V132H156ZM164 133V132H162ZM160 133V136L161 138H164L163 134ZM199 133V132H198ZM197 133V134H198ZM204 132H202V134H200L201 136L200 137H204L205 134ZM214 133V132H213ZM248 133V132H247ZM38 134V133H37ZM89 134V133H88ZM88 134H86V136H88ZM93 134V133H92ZM91 134V135H92ZM109 134V133H108ZM118 134V133H117ZM130 134V133H129ZM139 134V133H138ZM137 134V135H138ZM162 134V135H161ZM168 134V132L166 133ZM164 134V135H166ZM170 134V133H169ZM179 134L178 132H176V135ZM193 134V133H192ZM227 134V133H226ZM236 134V132H235ZM240 134V133H239ZM251 134V135H252ZM4 135V134H3ZM20 135V134H19ZM39 135V134H38ZM48 136H50L51 138H49L46 141H47V144L50 143V144H59L61 143L62 139H60L59 137H57L56 134H54V132L52 133V131L47 134ZM46 134L43 135V136H47ZM97 135V134H96ZM100 135H97V136H100ZM123 135H126L125 133ZM146 135V134H145ZM153 135V134H152ZM171 135V136H172ZM203 135V136H202ZM224 135V134H223ZM238 135V134H237ZM244 135V134H243ZM247 135V134H246ZM245 135V136H246ZM2 136V135H1ZM25 136V135H24ZM29 136V134L27 135ZM31 136V135H30ZM29 136V138H31ZM41 136V135H40ZM42 136V138H44ZM80 136V135H79ZM90 136V135H89ZM95 136V135H94ZM96 136V137H97ZM122 136V135H121ZM130 137H133L131 135H129ZM141 136V135H140ZM159 136V135H158ZM163 136V137H162ZM168 136V135H167ZM7 137V136H6ZM16 137V136H15ZM33 137V136H32ZM53 137H56V141L55 143L54 142V139ZM63 137V136H62ZM73 137V136H72ZM83 137V136H82ZM91 137V136H90ZM93 137V136H92ZM101 137V136H100ZM105 136H103L104 138ZM139 137V136H138ZM157 137V136H156ZM178 137V136H177ZM194 137V136H193ZM200 137H195L197 138V140L200 141ZM207 137V136H206ZM17 138V137H16ZM27 138V137H26ZM28 138V139H29ZM37 138V137H36ZM39 138V136H38ZM37 138V139H38ZM41 138V137H40ZM65 138V137H64ZM63 138V139H64ZM68 138V137H67ZM81 138V137H79ZM86 138V137H85ZM102 138V139H103ZM118 137H116L117 139ZM120 138V137H119ZM126 138L128 139H125L127 141H131L129 140L130 138H128L126 136ZM137 138V137H136ZM159 138V137H158ZM157 138V139H158ZM185 138V137H184ZM195 138L193 139V141L197 142L195 140ZM210 138V137H209ZM241 138H242V135H241ZM27 139V140H28ZM60 139V140H59ZM72 139V138H71ZM76 139V138H75ZM83 139V138H82ZM108 139V137H107ZM165 139H168L167 137ZM176 139V138H174ZM180 139V138H178ZM186 139V138H185ZM205 138H203L204 140ZM216 138L214 139H211V140H214L215 141ZM219 138H217L215 141V143L219 142L218 141ZM223 139V138H222ZM221 139V140H222ZM239 139V137H238ZM251 139V137L249 138V140ZM7 140V139H6ZM11 140V139H10ZM10 140H7L8 142ZM24 140V139H23ZM33 140V139H32ZM39 140V139H38ZM87 140V139H86ZM98 140V139H97ZM135 140V139H134ZM159 140H163V139H159ZM177 140V139H176ZM205 140H208V139H205ZM247 140V138H246ZM248 140V141H249ZM26 141V140H25ZM43 141V140H42ZM73 141V140H72ZM72 141L70 142V144L72 143ZM88 141H91L90 138H88ZM101 141V139H100ZM104 141V139L102 140ZM110 141V140H108ZM117 141V140H116ZM115 141V142H116ZM122 141V140H121ZM155 141V140H154ZM154 141L152 142L154 144ZM158 140H156L157 142ZM198 141V143H199ZM225 141V140H224ZM252 141V142H253ZM7 142V143H8ZM12 142H13V139H12ZM12 142H9L10 144L6 147L5 145H3V148H6L8 152H11L10 154H13V155H18V153L21 152V156L23 154V161H18V165L19 167H21L22 169H24L22 167V165L25 163L24 161H26L28 159V157L26 156V153L29 152L28 150V147L30 148V146H28L27 148L23 147L20 148V146L18 147L16 145V143H12ZM23 142V141H22ZM21 142V143H22ZM29 142V140H28ZM33 142V141H32ZM31 144L33 145L34 143ZM36 143V141H34ZM39 142V141H37ZM44 142V141H43ZM87 142V141H86ZM92 142V141H91ZM98 142V141H97ZM133 142V140H132ZM136 142V141H135ZM138 142V141H137ZM136 142V143H137ZM142 142V141H141ZM140 142V144H142ZM161 142V141H160ZM167 142V141H166ZM164 142V143H166ZM178 142V141H177ZM176 142V144H177ZM189 142V141H188ZM187 142V143H188ZM201 142V141H200ZM211 142V141H210ZM221 142V141H220ZM4 143V141H3ZM69 144V142H67ZM81 143V142H79ZM89 143V142H88ZM99 143V142H98ZM97 143V144H98ZM120 143V142H119ZM123 143V142H122ZM127 143V142H124V144ZM139 143V142H138ZM149 143V142H148ZM147 143V144H148ZM179 143V142H178ZM190 143L191 140H190ZM207 143V141H206ZM213 143V141H212ZM222 143V142H221ZM229 143V142H228ZM233 143V142H232ZM232 143H231V146H232ZM239 143V142H238ZM251 143V142H250ZM30 144V143H29ZM30 144V145H31ZM40 143H38L39 145ZM75 144V143H74ZM86 144V143H84ZM121 144V143H120ZM128 144V143H127ZM126 144V146H127ZM131 145V142L129 143ZM151 143H149V147L152 148V146L150 145ZM157 144H159V142H157ZM175 144V145H176ZM183 144V143H181ZM180 144V145H181ZM193 144V143H192ZM218 144V143H217ZM220 144V143H219ZM20 145V143H19ZM25 145V144H24ZM27 145V143H26ZM43 145V144H42ZM49 145V144H48ZM67 145V144H66ZM94 145V144H93ZM99 145V144H98ZM129 145V146H130ZM134 145V144H133ZM133 145L131 146L133 148ZM146 145V144H145ZM143 145V146H145ZM160 146L161 145H164L163 143H160L159 144ZM189 145V143H188ZM199 145V144H198ZM202 145V144H201ZM209 145V144H208ZM225 145V144H224ZM35 146V145H34ZM65 146V144H64ZM68 146V145H67ZM81 146V145H80ZM86 146V145H85ZM88 146V145H87ZM95 146V145H94ZM123 146V145H122ZM124 146V147H126ZM136 146V145H135ZM139 146V145H138ZM137 148L136 149H140V148ZM142 146V145H141ZM142 146V147H143ZM159 146V147H160ZM179 146V144L177 145ZM176 146V147H177ZM190 146H193V145H190ZM207 146V145H206ZM205 146V148H206ZM210 146H211V143H210ZM228 146V145H227ZM32 147V146H31ZM37 147V145L35 146ZM52 147V145H51ZM50 147V148H51ZM58 147H60L58 145ZM77 147V146H76ZM90 147H93L90 145ZM107 147V146H106ZM128 147V146H127ZM143 151H144V148H142ZM147 147V146H146ZM145 147V148H146ZM147 148V150H151V151H147V153H150L151 152V155L152 153H155L153 151V149L155 150V146L153 149H150V148ZM158 147V146H157ZM156 147V149L158 150V148ZM182 148L185 147L184 145L181 146ZM181 147H179L181 149ZM189 147V146H188ZM194 147V146H193ZM203 147V146H202ZM201 149H204L202 148ZM214 147V145H213ZM25 148V149H24ZM40 148V147H39ZM55 146L51 149L54 150ZM64 148V147H62ZM102 148V147H101ZM108 148V147H107ZM106 148V149H107ZM130 148V147H128ZM128 148H124V149H128ZM128 149V152L132 149ZM161 150H162V146L160 147ZM175 148V147H173ZM190 148V147H189ZM188 148V149H189ZM192 148V147H191ZM200 149V146L198 147ZM219 148V147H218ZM217 148V149H218ZM252 147H250V150L252 151L253 149H251ZM1 149V147H0ZM20 149V150H18ZM36 149V148H35ZM32 147V150L33 152H35ZM42 149V148H41ZM46 149V148H45ZM86 149V147H85ZM118 149V148H117ZM179 149V150H180ZM186 149V148H185ZM197 149V148H196ZM200 149V150H201ZM212 149V148H211ZM232 149V147H231ZM230 149V151H231ZM234 149V148H233ZM239 149V148H238ZM18 150V151H17ZM31 150V148H30ZM37 150V149H36ZM82 150V149H81ZM84 150V149H83ZM92 150V149H91ZM105 150V149H104ZM103 150V151H104ZM109 150V149H108ZM112 150V149H110ZM135 150V149H134ZM134 150L132 151L134 153ZM156 150V153L159 151ZM164 150V149H163ZM170 150V149H169ZM174 150V149H173ZM177 150V148H176ZM184 150V149H183ZM243 150V148H242ZM236 151L234 154H231L230 151V155H226L224 156L223 154H221L223 157V160L218 163L217 160L216 163H218L219 165H215L214 163L210 166L213 167V170L210 171V172H205L203 175L205 177V174L207 175V177H203L202 179L200 178V180L203 182L201 183L202 184V187H205L210 184L211 182H213L214 180H219L218 177L219 176H222V175H225L226 173H230L231 171L233 170H238V169H242L244 168H241L244 164L246 165V163L248 162L249 160V156L246 155L245 153H241L240 152H243V151ZM3 151H6L5 149ZM28 151V152H27ZM41 152H43L42 150H40ZM114 151V150H113ZM136 151V150H135ZM138 151V150H137ZM136 151V152H137ZM142 151V152H143ZM182 152V149L180 150ZM1 152V150H0ZM24 152V153H23ZM37 152V151H36ZM49 152V151H48ZM99 152V151H98ZM117 152V151H115ZM131 152V151H130ZM129 152V153H130ZM131 152V153H132ZM141 152V153H142ZM175 152V150H174ZM206 152V150H205ZM210 152V151H209ZM232 152V151H231ZM239 152V154L237 153ZM245 152V151H244ZM254 152V151H253ZM32 153V151L30 152ZM38 153V152H37ZM44 153V152H43ZM56 153V152H55ZM85 153H88V152H85ZM106 153V152H105ZM164 153V152H163ZM172 153V152H171ZM170 153V154H171ZM176 153H178V150L173 153L174 154V157L176 158ZM188 153V151H187ZM197 153V152H196ZM199 153V151H198ZM203 153V152H202ZM226 153V151H225ZM228 153V152H227ZM228 153V154H229ZM45 154V153H44ZM57 154V153H56ZM90 154V153H88ZM94 154V153H93ZM117 155V153H115ZM124 153H122L123 155ZM128 154V153H127ZM144 154H145V151H144ZM165 154H168V153H165ZM173 154L172 155H167L166 157H170V158H173ZM180 154V153H179ZM179 154L177 156H179ZM185 154V153H184ZM213 154V153H212ZM254 154V153H253ZM31 155V154H29ZM38 155V154H37ZM50 155V154H49ZM97 155V154H96ZM109 155V154H107ZM121 155V156H122ZM129 155V154H128ZM128 155H125L126 157ZM131 155V154H130ZM129 155V156H130ZM134 155V154H133ZM137 155V153H136ZM135 155V156H136ZM143 155V154H142ZM164 155V154H163ZM220 155V154H219ZM252 155V154H251ZM36 157V155H34ZM47 156V155H46ZM76 156V155H75ZM85 156V155H84ZM95 156V155H94ZM118 156V155H117ZM116 156V157H117ZM124 155L122 156L125 157ZM139 156V154H138ZM150 156V155H149ZM154 156V155H153ZM210 156V154H209ZM12 157V156H11ZM44 157V156H43ZM53 157V156H52ZM81 157V156H80ZM88 157V155H87ZM113 157V156H112ZM125 157V158H126ZM131 157V156H130ZM134 157V156H133ZM132 157V158H133ZM164 157V158H166ZM168 157V159H164V161L166 160H170ZM20 158V157H18ZM42 158V157H41ZM49 158V157H48ZM79 158V157H78ZM108 158V157H107ZM115 158V157H114ZM118 158L120 159V156H118ZM136 158V157H135ZM145 158V157H144ZM153 158V157H152ZM205 158V157H204ZM203 158V159H204ZM255 158V157H254ZM16 159V156L15 158ZM13 159V160H14ZM32 160V158H30ZM34 159V158H33ZM43 159V158H42ZM82 159V158H81ZM98 159V158H97ZM117 159V158H116ZM126 159L129 160V158L127 157ZM151 159V157L149 158ZM162 159V158H161ZM177 159V158H176ZM215 159V158H213ZM21 160V158H20ZM39 160V159H38ZM76 160V158H75ZM96 160V159H95ZM101 160V159H100ZM109 160V158H108ZM112 160V159H111ZM110 160V161H111ZM121 160V159H120ZM124 160V159H123ZM121 160L122 162H125V160L123 161ZM126 160V161H128ZM179 160V159H178ZM207 160V159H206ZM1 161V160H0ZM7 163H8V166L10 165H13L12 161L9 162V160H5ZM4 161V162H5ZM34 161V160H33ZM77 161V160H76ZM94 161V160H93ZM106 161V160H104ZM109 161V162H110ZM114 161V159H113ZM111 161V162H113ZM117 161V160H116ZM114 161V162H116ZM119 161V160H118ZM120 161V162H121ZM134 161V160H133ZM142 161V160H141ZM150 161V160H149ZM163 161V160H161ZM160 161V162H161ZM173 161H176V160H173ZM172 161V162H173ZM255 161V160H254ZM4 162H2L3 166H5L6 164H4ZM27 162V161H26ZM30 162V161H29ZM47 162V161H45ZM50 162V160H49ZM97 162V161H96ZM100 162V161H99ZM121 162V163H122ZM129 162V161H128ZM131 162V161H130ZM151 162L152 159H151ZM150 162V163H151ZM171 162V161H170ZM180 161H178V164H179ZM209 162H212V161H209ZM31 163V162H30ZM35 162H33L34 164ZM94 163V162H93ZM98 163V162H97ZM107 163V162H106ZM134 163V162H133ZM146 163V162H145ZM163 163V162H162ZM167 163V161H166ZM205 163V162H203ZM17 164V163H16ZM15 164V165H16ZM28 164V163H27ZM32 164V165H33ZM36 164V163H35ZM78 164V163H77ZM81 164V163H79ZM84 164V163H83ZM99 164V163H98ZM102 164V163H100ZM108 164V163H107ZM120 164V163H119ZM124 164V163H122ZM139 164V163H138ZM144 164V163H143ZM147 164V163H146ZM161 164V163H160ZM170 164H173L174 163H170ZM181 164V163H180ZM208 164V163H207ZM2 165H1V162H0V167L2 168ZM28 165H31V164H28ZM104 165V164H103ZM117 165V164H116ZM121 165V164H120ZM126 165V164H125ZM177 165V164H176ZM215 165V166H214ZM6 166V168L8 167ZM16 166V167H17ZM26 166V165H25ZM36 166V165H35ZM77 166V165H76ZM79 166V165H78ZM106 166V165H105ZM109 166V165H108ZM113 166H114V163H113ZM124 166V165H123ZM159 166V165H158ZM162 166V165H161ZM160 166V169L163 168ZM165 164H164V168H165ZM168 166V164H167ZM170 166V165H169ZM172 166V165H171ZM175 166V165H174ZM184 166V165H183ZM208 166V167H210ZM27 167V166H26ZM32 167V166H31ZM93 167V166H92ZM91 167V168H92ZM118 167V166H116ZM155 167V166H154ZM176 167V166H175ZM207 167V166H206ZM4 168V167H3ZM85 168V167H84ZM107 168V167H106ZM131 168V167H130ZM134 168V167H133ZM150 168V167H149ZM171 168V167H170ZM178 168V167H177ZM183 168V167H182ZM256 168V167H255ZM5 169V168H4ZM9 169V168H8ZM82 169V168H81ZM104 169V168H103ZM109 169V168H108ZM118 169V168H117ZM146 169V168H145ZM152 169V168H151ZM156 169H157V166H156ZM159 169V170H160ZM256 169H259V168H256ZM6 170V169H5ZM31 170V168L29 169ZM83 170V169H82ZM92 170V169H91ZM101 170V169H100ZM99 170V172H100ZM133 170V169H132ZM144 170V169H143ZM153 170V169H152ZM158 170V169H157ZM164 170V169H163ZM165 170H168V167H166ZM169 170H172V169H169ZM168 170V171H169ZM208 171L210 170L207 169ZM264 170V168H263ZM84 171V170H83ZM87 171V170H86ZM106 171V170H105ZM112 171V170H111ZM145 171V170H144ZM173 171V170H172ZM176 171V168L175 170ZM203 171V170H202ZM249 171V170H248ZM79 172V170H78ZM91 172V171H90ZM89 172V173H90ZM122 172V171H121ZM139 172V171H138ZM153 172V171H152ZM159 172V171H158ZM157 171L155 172L158 173ZM162 171L160 170V173L156 174V175H161ZM190 172V171H189ZM236 171H234L235 173ZM253 172V171H251ZM261 172V171H260ZM25 173V172H24ZM117 173V172H116ZM142 173V172H141ZM172 173V172H170ZM240 173V172H239ZM262 173V172H261ZM261 173H260V176H261ZM72 174V173H71ZM84 174V173H83ZM129 174V173H128ZM174 174V173H173ZM232 174V172L230 173V175ZM14 175V174H13ZM68 175V174H67ZM77 175V174H76ZM80 175V174H79ZM96 175V174H95ZM111 175V174H110ZM117 175V174H116ZM119 175V174H118ZM123 175V174H121ZM155 175V176H156ZM170 175V174H169ZM190 175V174H189ZM201 175V174H200ZM201 175V176H203ZM237 175V173H236ZM93 176V174H92ZM99 176V175H98ZM154 176V177H155ZM178 176V175H177ZM235 176V174H234ZM239 176V175H238ZM259 176V174H258ZM79 177V176H78ZM87 177V175H86ZM129 177V176H128ZM141 177V176H140ZM189 177V176H188ZM187 177V178H188ZM196 177L197 174H196ZM256 177V176H255ZM117 178V177H116ZM121 178V177H120ZM119 178V179H120ZM130 178V177H129ZM153 179V176L151 177ZM156 178V177H155ZM154 178V179H155ZM158 178H162L161 177H158ZM158 178L156 180H158ZM184 178V177H183ZM198 178V179H199ZM237 178V177H236ZM77 179V178H75ZM86 179V178H84ZM89 179V178H88ZM93 180V178H91ZM112 179V178H111ZM135 179V178H134ZM149 179V178H148ZM151 179V180H152ZM193 179H195L193 177ZM192 179V180H193ZM238 179V178H237ZM14 180V178H13ZM69 180V179H68ZM74 180V179H73ZM101 180V179H100ZM137 180V179H136ZM149 179V181H151ZM156 180H154L156 182ZM161 180V179H160ZM159 180V181H160ZM165 180V178L163 179ZM163 180L161 181L163 183ZM197 180V179H196ZM216 180V182H217ZM264 180V172L262 174L261 177H258L257 178V181L258 182H263ZM89 181V180H88ZM96 181V180H95ZM103 181V180H102ZM111 181V180H110ZM120 181V180H119ZM131 181V180H130ZM148 181V182H149ZM174 181V180H173ZM198 181L197 180V184H198ZM82 182V181H81ZM93 182V181H92ZM109 182V181H108ZM107 182V184H108ZM125 182V181H124ZM146 182V183H148ZM167 182V180H166ZM169 182V180H168ZM167 182V183H168ZM84 183V182H82ZM90 183V182H89ZM98 183V182H97ZM96 183V184H97ZM105 183V182H104ZM117 183V182H116ZM131 183V182H129ZM144 183V182H142ZM160 183V182H158ZM175 183V181H174ZM173 183V185H174ZM179 183V182H178ZM189 183V182H188ZM191 183V182H190ZM190 183L188 185H190ZM198 184V186L196 185V187H199L201 184ZM103 184V183H101ZM106 184V185H107ZM111 184V183H110ZM109 184V185H110ZM123 184V183H122ZM126 184V183H125ZM149 184V183H148ZM152 184V183H151ZM157 184V183H156ZM161 184V183H160ZM160 184H158L159 188L160 187ZM171 184V183H170ZM186 184V183H185ZM192 184H194L192 182ZM191 184V185H192ZM215 184V181L212 185ZM236 184V183H235ZM238 184V183H237ZM64 185V184H63ZM73 185H75L73 183ZM78 185V184H77ZM93 185V184H92ZM150 185V184H149ZM149 185H146L149 187ZM154 185V183H153ZM162 185V184H161ZM165 185V184H163ZM168 185V184H167ZM173 185L171 188H173ZM184 185V184H183ZM212 185H209V186H212ZM234 185V184H233ZM261 185V184H260ZM85 187V185H83ZM129 186V185H128ZM156 186V185H155ZM169 186V185H168ZM187 186V185H186ZM209 186L207 187V189L209 188ZM229 186V185H228ZM116 187V186H115ZM122 187V186H120ZM135 187V186H134ZM147 187V188H148ZM166 187V186H164ZM176 187V186H175ZM189 187V186H188ZM231 188V186H229ZM229 187H218L219 189H222L224 188V190L222 189L221 192L218 193L219 190H215L214 187L211 189H214L215 191H217L215 193V195L213 197H210L207 195L206 197L209 198V200L207 199V202H205L206 204L205 205H201V202L199 203H194L196 204V207L195 205L192 203L190 205L192 206H189V210L191 209V207H194L195 209H193L194 211H189L191 213H187V214H184V215H181V216H178V219L179 221L178 224L176 225V218L175 219V222L174 223H171L169 225V223L166 224L165 223H162L163 225H156V226H153V228L151 229H148L146 228L144 231H138L136 234L135 233H132V235L130 236H124V237H121L118 241L117 239L113 240L110 238V242L109 244L106 242L105 245H103L102 243H100L101 247L99 246V242H96L94 244H92L91 248H88L89 251H87V253L85 252V255L82 257L81 255V259L78 260L76 263L74 264H90L92 263L91 261H93V259L95 258L96 255L93 254L92 251H90L91 249L93 248H96V249H100V251H102V253L106 254V253H109L111 251H114V250H117L119 251V248H131V250H133L134 252H139L143 249H145L146 247H148L147 245L149 244H152V243H167L168 240V237L171 238V235L173 234V229L176 228L177 226L181 225V224H188L190 222H193L194 221V218L198 216V214L200 215L201 213H208L210 212V216H212L211 212L213 213L214 210H217L218 212H220L218 210V203L220 202L221 200V193L222 195L224 196V191H228L230 190ZM238 187V186H237ZM80 188V187H79ZM92 188V187H91ZM97 188V187H96ZM102 188V187H101ZM105 188V187H104ZM108 188V187H106ZM123 188V187H122ZM128 188V187H127ZM142 188V186H141ZM145 188V187H144ZM143 188V189H144ZM151 188V187H150ZM155 188V187H154ZM158 188V189H159ZM178 187H176L177 189ZM190 188H193L190 186ZM201 188V187H199ZM203 188V189H205ZM217 188V189H218ZM234 188L235 185H234ZM72 189V188H71ZM88 189V188H87ZM118 189V188H117ZM146 189V188H145ZM144 189V190H145ZM157 189V190H158ZM162 189V188H161ZM167 189V188H166ZM63 190V189H62ZM77 190V189H76ZM93 190V189H92ZM100 190V189H99ZM111 190V189H110ZM138 190V189H137ZM147 190V189H146ZM178 190V189H177ZM189 190V188H188ZM187 190V191H188ZM191 190V189H190ZM200 190V189H199ZM213 190V191H214ZM73 191V190H72ZM102 191V190H101ZM107 191V190H106ZM109 191V189H108ZM129 191V190H128ZM150 191V190H148ZM183 191V189H182ZM186 191V190H185ZM185 191H183V194L185 195ZM198 191V188L196 189L194 187V190L192 189V191H188L189 193H186V198L188 196H192L194 197V195L197 193ZM201 191V190H200ZM209 191V190H208ZM212 191V190H211ZM209 192L210 194H212V192ZM214 191V192H215ZM65 192V191H64ZM126 192V191H125ZM130 192V191H129ZM132 192V191H131ZM130 192V193H131ZM147 192V191H146ZM156 192V191H155ZM153 191V193H155ZM161 193V191H159ZM167 192V191H166ZM172 189H171V193H172ZM176 192V191H175ZM207 192V191H206ZM213 192V193H214ZM76 193V192H75ZM78 193V192H77ZM81 193V191H80ZM83 193V192H82ZM101 193V192H100ZM105 193V192H104ZM122 193V192H121ZM128 193V192H127ZM129 193V194H130ZM136 193H139L138 191ZM170 193V196L172 195ZM200 193V192H199ZM198 193V197H200ZM204 193V192H203ZM79 194V193H78ZM123 194V193H122ZM144 194H146L144 192ZM162 194V193H161ZM178 194V193H177ZM177 194H175L174 196L177 197ZM181 194V193H180ZM206 195V193H204ZM208 194V193H207ZM226 194V193H225ZM75 195V194H73ZM82 195V194H81ZM97 195V194H96ZM99 195V194H98ZM97 195V196H98ZM103 195V194H102ZM119 195V194H118ZM121 195V194H120ZM141 195V194H140ZM147 195V194H146ZM149 195V194H148ZM147 195V196H148ZM154 195V194H153ZM156 195V194H155ZM166 195H169L168 193ZM183 195V196H184ZM126 196V195H124ZM152 196V195H151ZM169 196V197H170ZM182 196V195H181ZM180 196V197H181ZM182 198L184 199L185 197ZM197 196V195H196ZM68 197V196H67ZM100 197V196H99ZM128 197V196H126ZM146 197V196H145ZM145 197L143 198V200L145 199ZM174 197V198H175ZM62 198V197H61ZM72 198V197H71ZM82 198V197H81ZM84 198V197H83ZM117 198V197H116ZM147 198V197H146ZM151 198V197H150ZM156 198V197H155ZM158 198V197H157ZM173 198V197H172ZM204 201V197H202ZM100 199V198H99ZM104 199V198H103ZM120 199V198H119ZM124 199V198H123ZM133 199V198H132ZM167 199V198H166ZM170 199V198H169ZM179 199V200H182L181 202L183 201H188V199ZM238 199V198H237ZM87 200V199H86ZM112 200V199H111ZM125 200V199H124ZM127 200V199H126ZM146 200V199H145ZM152 200V198H151ZM154 201H156L155 199H153ZM159 203L156 201V203H154V206L156 205V207H159L157 205H160V206H164L165 203L167 204H173L175 203V199L174 200H168V201H164L161 199V196H160V199L158 198ZM177 200V198H176ZM190 200V199H189ZM200 200V201H201ZM206 200V199H205ZM61 201V200H60ZM75 201V200H74ZM80 201V200H79ZM78 201V203H79ZM82 201V200H81ZM96 201V200H95ZM117 201V200H116ZM146 201H149L148 198ZM99 202V201H98ZM110 202V201H108ZM112 202V201H111ZM120 202V201H119ZM125 202V201H124ZM153 202V201H152ZM180 202V203H181ZM72 203V202H71ZM70 203V204H71ZM75 203V202H74ZM88 203V202H87ZM123 203V202H122ZM139 203V202H138ZM141 203V201H140ZM151 203V202H150ZM204 203V202H203ZM103 204V203H102ZM110 205V203H108ZM137 204V203H136ZM176 204V203H175ZM174 204V205H175ZM179 204V203H178ZM177 204V205H178ZM199 206H198V205ZM77 205V204H76ZM90 205V204H89ZM108 205V206H109ZM173 205V206H174ZM180 205V204H179ZM188 205V203H187ZM201 205V206H200ZM220 205V204H219ZM101 206V205H100ZM105 206V205H104ZM114 206V205H113ZM112 206V207H113ZM124 206V205H123ZM126 206V205H125ZM170 206V205H169ZM198 206V207H197ZM221 206V205H220ZM117 207V206H115ZM151 209L153 207L150 206ZM172 207V206H170ZM179 207V206H178ZM186 207V206H185ZM84 208V207H83ZM99 208V207H98ZM103 208V207H102ZM105 208V207H104ZM162 208V207H161ZM160 208V209H161ZM42 209V208H41ZM97 209V208H96ZM109 209V208H108ZM155 209V207H154ZM159 209V208H158ZM178 209V208H177ZM181 209V208H180ZM188 209V208H187ZM221 209V208H220ZM46 210V209H45ZM80 210V209H79ZM92 210V209H91ZM100 210V209H99ZM117 210V209H116ZM115 210V211H116ZM157 210V209H156ZM119 211V209H118ZM121 211V209H120ZM125 211V210H123ZM163 211V210H162ZM177 211V210H176ZM216 211V212H217ZM46 212V211H45ZM103 212V211H102ZM160 212V211H158ZM180 212V211H179ZM199 212V213H198ZM83 213V212H82ZM99 213V212H98ZM119 213V212H118ZM131 213V211H130ZM183 213V212H182ZM196 213H198L197 215H195ZM220 213H224V212H220ZM88 214V213H87ZM94 214V213H93ZM110 214V213H109ZM124 214V213H122ZM163 214V213H161ZM214 214V213H213ZM92 215V214H91ZM96 215V214H95ZM102 215V214H101ZM105 215V214H104ZM158 215V214H157ZM203 215H206V214H203ZM224 215V214H223ZM222 215V216H223ZM107 216V215H106ZM112 216V214L107 218L110 220V217ZM114 216V215H113ZM160 216V215H159ZM170 216V214H169ZM201 216V215H200ZM209 216V217H210ZM105 217V216H104ZM117 217V216H116ZM115 217V218H116ZM124 217V216H122ZM154 217V216H153ZM157 217V216H156ZM199 217V216H198ZM219 217V216H218ZM217 217V218H218ZM221 217V216H220ZM106 218V217H105ZM112 218V217H111ZM158 218V217H157ZM165 218V217H164ZM171 218V217H170ZM223 218V217H222ZM92 219V218H91ZM100 219V221H103V218L102 217H99L98 220ZM102 219V220H101ZM106 219V220H107ZM163 218H161L162 220ZM174 219H171L174 221ZM177 219V220H178ZM203 219V217H202ZM51 220V219H50ZM105 220V219H104ZM160 220V221H161ZM216 220V219H215ZM219 220V219H218ZM95 221V220H94ZM117 221V220H115ZM165 221V220H164ZM162 221V222H164ZM203 222V220H201ZM200 221V222H201ZM227 221V220H226ZM235 221V220H234ZM246 221V220H245ZM91 222V221H90ZM107 222V221H105ZM156 222V221H155ZM217 222V221H216ZM232 222V221H231ZM97 223V222H96ZM154 223V222H153ZM152 223V224H153ZM207 223V222H206ZM89 224V223H88ZM100 224H104V223H101ZM107 224H110L109 222ZM150 224V223H149ZM173 224H175V226H172ZM196 224V223H195ZM199 224V223H198ZM201 224V223H200ZM232 224V223H230ZM235 224V223H234ZM96 225V224H95ZM98 225V223H97ZM129 225V224H128ZM202 225V224H201ZM207 225V224H206ZM218 225V224H217ZM226 225V224H225ZM101 226V225H100ZM106 227H108L107 225H104ZM197 226V225H196ZM212 226V225H211ZM228 226V224H227ZM234 226V225H233ZM248 226V225H246ZM70 227V226H69ZM89 227V226H87ZM94 227V225H93ZM150 227V226H149ZM189 227V226H188ZM200 228V226H198ZM205 227V226H204ZM215 227V226H214ZM222 227V226H221ZM229 227V226H228ZM99 228V227H97ZM179 228V227H178ZM181 228V226H180ZM192 228V227H191ZM207 228V227H206ZM210 228V227H209ZM235 228V227H234ZM250 228V227H249ZM83 229V228H81ZM101 229V227H100ZM103 230H105L104 228H102ZM108 230L111 229V228H107ZM107 229L105 231H107ZM148 229V230H147ZM194 229V228H193ZM204 229V228H203ZM225 229V228H224ZM230 229V228H229ZM88 230V229H87ZM181 230V229H180ZM188 230V228H187ZM209 230V229H208ZM212 230V229H211ZM215 230V229H214ZM79 231V230H78ZM102 231V230H101ZM102 233V238L104 237L105 238V235L103 236L104 232ZM227 231V229H226ZM50 232V231H49ZM87 232V231H86ZM89 232V231H88ZM108 232V231H107ZM106 232V234H107ZM111 232V231H109ZM208 232V231H207ZM210 232V231H209ZM208 232V233H209ZM72 233V232H71ZM93 233V232H92ZM203 233V232H202ZM96 234V233H95ZM94 234V235H95ZM99 234V233H97ZM96 234V235H97ZM109 234V233H108ZM134 234V235H133ZM192 234V233H191ZM194 234V232H193ZM200 234V233H199ZM219 234H222V233H219ZM107 236V235H106ZM110 236V235H109ZM176 236V235H175ZM180 236V235H179ZM195 236V235H194ZM253 236V235H252ZM108 237V236H107ZM173 237V236H172ZM97 238V237H96ZM101 238V237H100ZM101 238V239H102ZM109 238V237H108ZM204 238V237H203ZM206 238V237H205ZM106 239V238H105ZM172 239V238H171ZM174 239V238H173ZM180 239V238H179ZM254 239V238H253ZM56 240V239H55ZM178 240V239H177ZM198 240V239H197ZM53 241V240H52ZM202 241V240H201ZM200 241V242H201ZM210 241V240H209ZM256 241V240H255ZM90 242V241H89ZM102 242V241H101ZM173 242V241H172ZM186 242V241H185ZM208 242V241H207ZM104 243V242H103ZM170 243V242H169ZM181 243V242H180ZM195 243V242H194ZM106 244H108L106 246ZM188 244V243H187ZM213 244H216L217 243H213ZM212 244V245H213ZM162 245V244H161ZM172 245V244H171ZM194 245V244H193ZM198 245V244H197ZM205 245V244H204ZM211 245V246H212ZM106 246V247H104ZM124 246V247H123ZM188 247V246H187ZM224 247V246H223ZM87 248V247H86ZM179 248V247H178ZM189 248V247H188ZM187 248V249H188ZM197 248V247H196ZM203 248V247H202ZM83 249V248H82ZM147 249V248H146ZM186 249V248H185ZM210 249V248H209ZM225 249V248H224ZM123 250V249H122ZM127 249H125L126 251ZM130 250V251H131ZM166 250V249H165ZM198 250H201L198 249ZM216 250V249H215ZM214 250V251H215ZM218 250V249H217ZM85 251V250H84ZM129 250H127V252H130ZM144 251V250H143ZM170 251V250H169ZM132 252V251H131ZM171 252V251H170ZM195 252V251H194ZM212 252V251H211ZM113 253V252H112ZM179 253V252H178ZM250 253V252H249ZM254 253V252H253ZM81 254V253H80ZM155 254V253H154ZM173 254V253H172ZM193 254V253H192ZM252 254V253H251ZM147 255V254H146ZM153 255V254H152ZM180 255V254H179ZM254 255V254H253ZM80 256V255H79ZM184 256V254H183ZM220 256V255H219ZM229 256V255H228ZM77 257V256H76ZM153 257V256H152ZM158 257V256H157ZM255 257V255H254ZM263 257V256H262ZM142 258H145V257H142ZM149 258V257H148ZM148 258H146L145 260H148ZM156 257L154 256V258H152V260H158V259H155ZM181 258V257H180ZM206 258V257H205ZM217 258V257H216ZM258 258V257H257ZM264 258V257H263ZM73 259L75 260V258L73 257ZM79 259V258H78ZM172 259V258H171ZM187 259H188V256H187ZM262 259V258H261ZM141 260V259H140ZM152 260H148L150 263H152ZM168 260V259H167ZM174 260V259H173ZM196 260V259H195ZM203 260V259H202ZM153 261V263H155ZM210 261V260H209ZM213 261V260H212ZM227 261V260H226ZM258 261V260H257ZM73 262V261H72ZM146 262V261H145ZM149 262H146V263H149ZM200 262V261H199ZM198 262V263H199ZM223 262V261H222ZM146 263H143V264H146ZM160 263V262H159ZM70 264V263H69ZM157 264V263H156ZM197 264V263H196Z\"/></svg>", "mask_w": 264, "mask_h": 264}]
</instances>
